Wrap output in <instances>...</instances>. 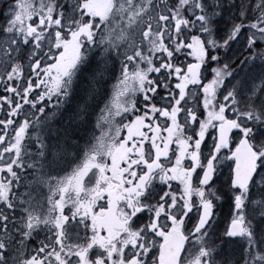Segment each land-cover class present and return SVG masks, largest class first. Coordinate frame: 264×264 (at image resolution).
Wrapping results in <instances>:
<instances>
[{
	"label": "snow or ice",
	"instance_id": "1",
	"mask_svg": "<svg viewBox=\"0 0 264 264\" xmlns=\"http://www.w3.org/2000/svg\"><path fill=\"white\" fill-rule=\"evenodd\" d=\"M0 89V264H264V0H0Z\"/></svg>",
	"mask_w": 264,
	"mask_h": 264
},
{
	"label": "rangeland",
	"instance_id": "2",
	"mask_svg": "<svg viewBox=\"0 0 264 264\" xmlns=\"http://www.w3.org/2000/svg\"><path fill=\"white\" fill-rule=\"evenodd\" d=\"M121 2V0H118V5L119 3ZM124 2H127V0H124ZM132 2L134 4H139L141 7L143 6L144 3H146V0H132ZM119 8L116 9V11H118ZM157 11V10H156ZM133 12V19H137L135 17V12H136V9L133 8L132 10ZM149 14H155V12L153 13H149ZM140 19H144V17H140ZM124 20H125V26H127L128 24L132 23L133 20H129V18L127 16L124 17ZM117 27L119 28V25H117ZM143 29L139 26V24H137V26L135 28L132 29V32L133 34L137 33L138 31H142ZM99 121H100V124L103 126L100 130L103 131L104 129H106L108 127L107 123L105 122V119L103 117V115H100L99 117ZM117 122H121V121H117ZM97 135H99V132L97 133ZM92 182H93V178H92ZM44 196V199H45V202H46V197H47V192L45 191V193L43 194ZM45 207H46V203H45ZM39 211V209H38ZM15 245H10V248H14Z\"/></svg>",
	"mask_w": 264,
	"mask_h": 264
},
{
	"label": "trees",
	"instance_id": "3",
	"mask_svg": "<svg viewBox=\"0 0 264 264\" xmlns=\"http://www.w3.org/2000/svg\"><path fill=\"white\" fill-rule=\"evenodd\" d=\"M29 2H31V0H29ZM117 4H118V0H117ZM158 11V10H157ZM35 22V21H34ZM5 88H6V85L4 86ZM46 233H41V235L40 236H37L36 237V239L37 240H39V239H41L42 237H43V235H45ZM30 247H31V245H30Z\"/></svg>",
	"mask_w": 264,
	"mask_h": 264
},
{
	"label": "flooded vegetation",
	"instance_id": "4",
	"mask_svg": "<svg viewBox=\"0 0 264 264\" xmlns=\"http://www.w3.org/2000/svg\"><path fill=\"white\" fill-rule=\"evenodd\" d=\"M3 94H4L3 89H0V95H3ZM102 202L104 203V200H102ZM102 205H104V204H102ZM104 219L110 220V217L109 218L108 217H105Z\"/></svg>",
	"mask_w": 264,
	"mask_h": 264
}]
</instances>
